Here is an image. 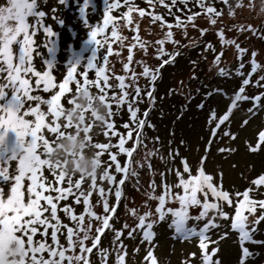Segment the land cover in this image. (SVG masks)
<instances>
[{
    "label": "rangeland",
    "instance_id": "1",
    "mask_svg": "<svg viewBox=\"0 0 264 264\" xmlns=\"http://www.w3.org/2000/svg\"><path fill=\"white\" fill-rule=\"evenodd\" d=\"M115 2L116 0H109V3ZM7 3L8 0H0V6H5ZM133 3L136 11L131 14V24H128L123 16L127 7L123 5V0H120L121 6L111 11L117 25V36L112 37L110 24L105 32L98 34L97 37L102 40L103 46L99 47L96 52L97 61L95 62H97V67L100 65L99 67L106 68L105 74L109 76V84L112 86L109 95L119 94V81L115 77L123 75L126 77L125 83L132 85L131 76L135 72L139 76L136 83L141 88V96L133 107L139 108V118H144L143 113L151 109L147 119L153 125V127L145 126L143 132L146 139L138 151L134 152V161L140 162L133 164L139 172V181L137 182L136 179L126 181L123 186L125 198L120 202L117 215L111 223L117 230L122 229L125 223L129 225V229H124L121 237L125 246L123 251L127 253L125 264H151V260L148 258L149 252L153 254L157 264H203L200 238L193 236L184 239L177 234L174 235L173 217L170 214L166 216L165 220L154 225L152 229L154 237L151 242L143 240L140 230H137L131 238L128 236V231L137 225V217L145 212L152 211V218H157L155 208L159 201L152 197L163 194L164 183L174 184L177 182L174 171H168V169L182 171V160H186L192 173L196 174L201 166L202 158L206 157L203 163L206 173L212 175L215 182H222L225 190L234 194L236 192L243 193L246 189L251 188L253 189V192L250 193L251 198L264 200V186L257 188L252 183L259 176L264 175V142L260 140V134L264 133V99H261L259 104H254L252 99L239 102L238 106L232 109L229 114L232 100L239 88L244 86L243 79L247 78L251 81L249 85L244 86L245 95L255 97L264 94V88L256 83L259 77L264 75V70L258 69L256 74L248 75L253 59L257 64L264 66V0H227V4L223 0H205L206 5L212 6L222 13L221 16L215 17L217 20L215 25L210 23V17L196 5L195 0H189L187 5L179 3L178 0L177 4L171 7V14L169 8L159 4L157 0H154L153 4H149L148 0H138ZM165 4L171 5V0H165ZM106 8V0H64L62 4L59 0H37V10L44 11L46 14L43 20L45 27H51L55 35L49 37L43 29H39L32 37L34 41L32 68L41 74L50 71L53 77L52 83L56 87H50L48 92L43 91L42 84L40 88H35L37 78L29 73L25 78L29 79L33 85V95H39L41 99H50L59 91V85L67 76L69 67L77 61L79 64L74 72L76 79L82 83L81 79L86 71L89 75L88 78L95 80L96 70L91 74L92 70L87 68V63L95 52L92 50L96 47L90 37V31L97 25L103 27ZM54 9L55 11H53ZM139 9L145 10L144 17H140ZM193 13H200V15L196 16L192 22H188L186 28L174 26L171 29L172 39L178 43L166 40L165 52H179L180 54L175 56L172 64L165 65L160 70L159 79L155 82V105L152 106L147 97V91L152 89L153 84L149 78L140 74L145 66L154 70L160 66L161 60L169 59L167 55L159 56L160 45L156 43L158 40L166 38L168 29L162 28L160 22H153L152 15H161L166 22L175 25L176 16H180L182 20L186 21L187 16ZM9 23L14 26V22ZM28 23L34 24L35 18L28 17ZM248 25H251L256 32L242 30L246 29ZM204 29L207 31L201 36V30ZM222 29L224 38L235 43H222L218 35ZM31 31L30 28L29 32L31 33ZM137 37L139 39H136ZM22 38V36L18 37V39ZM141 41L145 42V47H141ZM236 44L247 50L243 56L240 55ZM109 45L112 48V54L108 53ZM208 45L212 47L209 48ZM130 49L133 57L131 63L128 61ZM12 50L13 63H17L15 56L19 52V45L13 43ZM220 53L223 55L220 56V61L217 63L216 57ZM252 53H256L254 58ZM105 55L109 56L107 65L103 61ZM46 62H51L53 67L49 69ZM241 63L245 65L243 70L239 68ZM125 64H128L127 70ZM3 66L2 58H0V67ZM6 76V72L0 73V84L7 83ZM69 88L71 92L65 93L61 98V103L65 108L70 106L68 101L76 94L75 82H70ZM6 91H9V95L11 94L10 90L6 89ZM127 91L130 94V99L135 96V86H130ZM209 93L212 94L209 95ZM35 103L32 102L30 106L34 107ZM41 110L47 112V106L41 105ZM113 111L115 112L116 109L114 108ZM212 113H215V119H213ZM225 114H229V119L218 128L219 119ZM120 115L125 117L124 121L117 118ZM27 118L34 120V117ZM45 119L48 122L50 116H46ZM110 122L115 125L116 132L127 135L128 129H125L123 125L127 123L130 127H134L127 104L122 106ZM102 132L103 129L96 130V134L93 136L94 143L118 144L119 136L109 140ZM14 137L15 134L9 131L8 139L11 141ZM46 138L51 140L52 134L46 133ZM134 141L135 133H133V139L126 142L125 147H132ZM253 148L257 150L253 151ZM150 151H155L156 155L147 156ZM110 153H118V148L113 147L102 155L103 171L110 166ZM171 153H178V155L173 159ZM122 156L123 154L118 155L119 162L122 160ZM149 162L151 167L148 166ZM18 164L17 160L5 165L10 176L18 174ZM161 173L164 176L163 180ZM43 174L46 178V185L52 188L67 187L66 181L58 182L46 167ZM102 174L103 172L97 176V185L104 187L107 191L109 183L99 180ZM120 175V179L123 178V174ZM73 179H79V176H74ZM86 180L88 184L91 183L90 179ZM153 182L156 185L154 191L151 187ZM29 183L30 181L25 179V188ZM11 186L12 182L0 184V188L4 189L5 194L10 193ZM84 189L85 187L82 185V190L85 191ZM174 191L182 192V189H174ZM50 192L53 196L57 195L54 191ZM25 195L27 197L26 192ZM201 199H203L202 196ZM100 200L99 192L93 191L90 196L91 203L95 205L93 210L97 214L103 215L105 213L102 203H98ZM209 200H212L211 196H209ZM59 202L57 204L59 203L61 208L67 204L75 209L77 215L84 213L85 205L82 199L80 204H76L73 197ZM42 203L44 202L42 201ZM115 203L114 195L109 196L110 206H114ZM166 207L177 208L179 204L176 201H168ZM132 209L136 210L137 216L130 214ZM200 210V208L194 207L190 208L189 212L190 215L195 216L199 214ZM224 210L229 213L230 218L227 221L218 220L220 227L209 231L208 235L211 241L209 252L212 249L218 250L214 259L220 261V264H240L242 247L239 233L231 228L234 208L225 205ZM245 214L247 215V213ZM260 214L261 210L258 209L255 216ZM63 215L66 217L65 224L73 226V222L69 220L68 216L58 210V216L62 217ZM253 218L249 216V221ZM87 220L86 215L85 222ZM205 222V220L199 222L189 220L188 224L196 225L199 229ZM50 232L51 229H49V243H51ZM65 237L66 235H60V241L66 246ZM34 239L40 240L42 237L37 235ZM113 240L114 233L110 231L101 238V246L111 249L108 264H118ZM253 240L264 241V221L257 225ZM243 246L252 253L245 260V264H264V243L245 242ZM91 261L92 264H103L95 250L91 255Z\"/></svg>",
    "mask_w": 264,
    "mask_h": 264
},
{
    "label": "snow or ice",
    "instance_id": "2",
    "mask_svg": "<svg viewBox=\"0 0 264 264\" xmlns=\"http://www.w3.org/2000/svg\"><path fill=\"white\" fill-rule=\"evenodd\" d=\"M59 2L62 4L64 0H59ZM157 2L169 8V13L171 14V7H174L178 0H171V5L165 4V0H157ZM223 2L227 4V0H223ZM106 3L107 8L104 14L103 27L97 25L92 27L90 31V37L95 42L97 49L103 46L102 41L97 38L98 34H103L110 24L112 26V37L117 36V25L114 22V17L109 15V13L112 9L121 6L120 0H116L115 3H109V0H106ZM148 3L153 4V0H148ZM179 3L187 5L189 0H179ZM195 3L210 17V23L215 25L217 23L215 17L221 16L222 13L217 11L216 8L206 5L205 0H195ZM123 5L127 7V11L123 13V16L127 23L131 24V14L136 11L133 0H123ZM138 11L140 17L146 15L145 10L139 9ZM45 15L44 11L37 10V0H30V2L29 0H8L7 5L0 6V58H2L4 65L0 67V73H7V83L0 84V184L12 182L10 193L5 194L4 189L0 188V264H92L91 255L94 250L101 258L103 264H108L111 249L101 246V238L109 231L114 233L113 244L117 251V262L118 264H125L127 253L123 251L125 246L121 241V237L123 236V230L129 229V225L125 223L122 229L117 230L113 227L111 221L115 219L119 204L125 198L123 186L126 181L131 179L139 181V172L133 164L140 162L134 161V152L138 151L146 139L143 132L145 126L153 127L147 119L151 109L143 113L144 118H139V108L133 107L141 96V88L136 83L139 76L135 72L131 76L132 85L125 83L126 77L123 75L115 77L119 81L118 87L120 91L119 94L114 93L111 96L109 95V92L112 91V86L109 84V76L105 74V67H97V63H94L97 61L96 52L93 53L92 58L87 63L88 69H96V80H89L86 72L83 74V83L77 80L74 76L76 66L79 64V61H77L69 67L67 76L59 85V91L52 95L50 99H41L39 95H33V85L29 79L25 78L29 73L37 78L35 88H40L42 84L43 91L48 92L50 87H56L52 83L53 77L50 71L41 74V72L34 71L32 68V45L34 43L32 37L36 35L39 29H43L49 37L55 35L51 27H45L43 23ZM198 15L200 13L188 15L186 21L182 20L180 16H176L175 25L166 22L161 15H152L153 22H160L162 28L168 29L166 38L158 40L156 43L160 45L158 49L159 56H169V59H164L158 68L150 70L145 66L143 72L140 74L149 78L153 84L152 89L147 91V97L152 106L155 105V82L159 79L160 70L165 65L172 64L175 56L180 54L179 52H165L164 45L166 40L178 43L172 39L173 32L171 29L174 26L186 28L187 23L192 22ZM28 17H34L35 23L30 25ZM9 22H14V26ZM30 28L32 29L31 33L29 32ZM242 30L256 32L251 25L246 26V29ZM206 31V29L201 30V36ZM185 35H187L186 32ZM218 35L222 43H235L232 40L224 38L223 29ZM20 36L23 38L18 39ZM136 39H139V37ZM105 40H107V37H105ZM13 43L19 45V52L15 56L17 63H13ZM140 43L141 47H145V42L141 41ZM208 47L211 48L212 46L208 45ZM236 48L239 50L241 56L247 51L239 44H236ZM129 51L128 61L131 63L133 57L131 49ZM108 53L112 54L110 45ZM222 55L223 53H220L216 57L217 63H219L220 56ZM255 55L256 53H252L253 58ZM103 61L107 65L109 56L105 55ZM46 63L49 69L53 67L51 62ZM244 67L243 63L239 65L241 70ZM125 69H128V64H125ZM258 69L264 70V66L257 64L255 59H253L251 71L248 75L256 74ZM70 82H75L77 95L82 89L88 90L91 87H95L98 90L99 98L107 103L109 109V119L102 128V134L109 140L112 137L119 136L118 144L115 145L110 143H94L98 158H101L105 152H109L111 148H118V153H110V166L106 167L103 174L99 177L100 181H107L109 183L107 191L104 187H98L96 175L89 178L80 176L79 179L74 180V176L66 175L60 170L58 164L53 165L51 161L45 158L47 153L53 150L54 142L57 139L67 134L73 128L79 130V125H74L70 117H65L66 108L61 103V98L65 93L71 92L69 88ZM250 83V79L247 78L242 81L244 86ZM256 83L258 85L264 84V75H261ZM130 86H135V96L131 99L127 91ZM244 86L239 88L232 100L229 114L241 101L252 99L254 104H259L261 99H264V94L255 97L245 95ZM6 89L10 90V95ZM211 94L209 93V95ZM32 102H36L34 107L30 106ZM68 104H74V99L69 100ZM125 104H127L132 123L134 124V127H130L127 123L123 125L125 129H128L126 136L116 132L114 130L115 125L110 122L111 118L117 115ZM41 105L47 106V112L41 110ZM114 108L116 109L115 112L113 111ZM229 114H225L219 119L218 128L229 119ZM46 116H50L48 122H46ZM212 116L215 119V113H212ZM27 117H34V120ZM93 127L94 125H89L84 131L86 133L90 132ZM9 131L15 134L14 139L11 141L8 139ZM46 133L52 134L51 140L46 138ZM133 133H135L133 146L130 148L125 147L126 142L133 139ZM89 139L93 140V137L89 136ZM260 140L264 142V133L260 134ZM252 150L256 151L257 149L253 148ZM221 151L224 150L221 149ZM119 154H126L129 158L128 163L123 167L117 159ZM155 155V151L147 153L149 157ZM170 155L174 159L178 153H171ZM17 160L19 161L18 174L10 176L9 170L5 165ZM205 160L206 157H203L201 166L198 168L196 174L192 173L186 160H182V171L179 169H168V171H174L177 182L174 184L164 183L163 194L158 197H152L159 201L158 206L155 208L157 218H152V211L139 215L137 217V225L128 231V236L131 238L137 230H140L143 234V240L151 242L154 237V232L152 231L154 225L159 221L165 220L166 216L170 214L173 217L172 226H174L175 232L181 238L188 239L193 236L200 238V248L203 251V264H220V261L214 259L215 253L218 250L212 249L209 252L211 241L208 233L210 230L220 227V224L217 222L218 220H229V213L224 210L226 205L234 208V215L231 217V228L239 233L242 247L240 264H245V260L252 255L249 249L243 246L245 242L264 243V241L253 240V235L257 231V225L261 221H264V200L251 198L250 193L253 192L251 188L246 189L243 193L236 192L234 194L225 190L222 182H215L213 176L206 173L203 167ZM111 164H114L115 174H112ZM148 166L151 167L150 162ZM45 167L52 172L58 182L63 183L66 181L67 187L51 188V186L46 185V178L43 174ZM117 174H123V178L118 180ZM161 176L163 180V173H161ZM25 179L30 181L26 188L24 185ZM86 179L91 180V185L87 192L82 190V184ZM252 183L257 188L264 186V175L259 176ZM151 187L154 191L156 188L154 182ZM174 189H182V192H176ZM49 191H54L57 195L44 194ZM93 191L99 192L101 200L98 203H102L105 213L103 215L97 214L93 210L95 205L90 201ZM25 192L27 193V197ZM113 195L116 203L114 206H110L109 196ZM201 196L203 199H201ZM209 196L212 197V200H209ZM69 197H73L76 204H80L82 199L85 205L84 213L79 215L75 213L70 205H65L60 209L73 222V226L64 224L58 216L57 202L66 200ZM168 201L178 202L179 207H166ZM194 207L201 209L199 214L195 216L190 215L189 212V209ZM258 209L261 210V214L255 216ZM130 214L137 216L135 209H132ZM86 215L88 217L87 222H85ZM249 216L254 218L249 221ZM189 220L197 222L205 220L206 222L198 229L196 225L189 227ZM49 229H51V243L48 242ZM62 229H66V246L60 241V235H63ZM37 235H40L42 239H34ZM148 258L151 260V264H157L151 252H149Z\"/></svg>",
    "mask_w": 264,
    "mask_h": 264
},
{
    "label": "clouds",
    "instance_id": "3",
    "mask_svg": "<svg viewBox=\"0 0 264 264\" xmlns=\"http://www.w3.org/2000/svg\"><path fill=\"white\" fill-rule=\"evenodd\" d=\"M73 99L74 104L66 107L65 117H70L74 125H79V130L73 128L57 139L53 150L45 158L53 165L58 164L66 175L85 178L98 176L103 172L101 158L97 157L94 142L89 136L93 137L96 130L103 128L109 119V109L99 94L90 89L80 90ZM89 125L94 127L86 133L84 129Z\"/></svg>",
    "mask_w": 264,
    "mask_h": 264
},
{
    "label": "trees",
    "instance_id": "4",
    "mask_svg": "<svg viewBox=\"0 0 264 264\" xmlns=\"http://www.w3.org/2000/svg\"><path fill=\"white\" fill-rule=\"evenodd\" d=\"M138 2V0H133V2ZM154 1V0H153ZM207 1V0H206ZM211 3V2H210ZM109 15H112L113 17H114V14L112 13V12H110L109 13ZM114 20H115V17H114ZM102 41V40H101ZM99 50V48L97 49V47H94L93 48V50L92 51H95V52H97ZM97 54V53H96ZM162 60L160 61V65L162 64ZM94 63H97V62H94ZM100 66V65H99ZM98 66V67H99ZM92 70V72H91V74L93 73V71H95L96 69H90V71ZM86 72V71H85ZM84 72V73H85ZM86 74H87V78L89 77V75H88V72H86ZM94 77H96V74H94ZM89 80H92V78H88ZM237 79V78H236ZM81 80H84V75L82 76V79ZM95 80H96V78H95ZM83 83V82H82ZM151 86H152V84H150ZM260 87H262V88H264V84H260ZM90 90L92 91V92H94V93H97V94H99L98 93V90L95 88V87H91L90 88ZM241 102H243V101H241ZM117 118H120L122 121H124L125 120V117L124 116H118ZM117 122V121H116ZM226 122V121H225ZM216 133L218 132L217 130L215 131ZM135 142V141H134ZM133 142V143H134ZM96 151H97V149H95ZM104 158V157H103ZM102 158V159H103ZM128 160H129V158L126 156V154H123V156H122V160H120V162H119V160H118V162L121 164V166L123 167L125 164H127L128 163ZM110 165V164H109ZM111 169H112V174H115V172H114V164H111ZM119 175V176H118ZM117 176H118V180L120 179V174H117ZM98 179V178H97ZM91 182V181H90ZM91 184V183H90ZM90 184H88V182H87V180H85V182L82 184L84 187H85V192H87L88 190H89V187H90ZM52 188V187H51ZM52 195L51 194V192L49 191V192H47L46 193V195ZM55 202V201H54ZM60 203V202H59ZM57 204L58 205V210H60L61 209V207H60V204ZM67 205V204H66ZM71 206V205H70ZM72 207V206H71ZM74 209V208H73ZM74 211H75V209H74ZM75 213H76V211H75ZM60 219H61V221L65 224V219H66V217L63 215L62 217H60ZM188 226L189 227H191V226H193V225H191V224H188ZM173 228H174V226H173ZM62 232H63V235L65 236L66 234V229H62L61 230ZM175 234H177L176 232H175V229H174V235ZM177 235H179V234H177Z\"/></svg>",
    "mask_w": 264,
    "mask_h": 264
}]
</instances>
